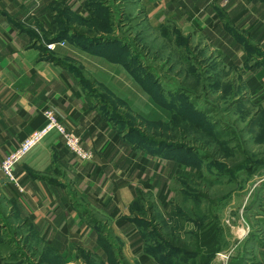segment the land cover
<instances>
[{
    "label": "crops",
    "instance_id": "crops-1",
    "mask_svg": "<svg viewBox=\"0 0 264 264\" xmlns=\"http://www.w3.org/2000/svg\"><path fill=\"white\" fill-rule=\"evenodd\" d=\"M113 2L114 9L108 0H0V264H11L13 240L5 231H31L26 241L42 247L30 252L37 264H160L154 254L160 249L147 238L171 228L181 214L187 216L178 234L197 237L201 264H264V177L227 181L236 184L232 195L215 211L207 212L204 204L206 219L196 226L178 206L181 193L206 199L205 192L192 188L200 172L195 151L133 141L102 112L110 105L97 97L103 90L137 119L155 125L172 124L181 105L180 92L166 94L157 80L137 77L128 62L131 50L114 37L117 12L123 20L143 21L159 33L158 41L181 36L189 47L201 43L207 52L208 45L231 66L240 60L245 69L259 71L264 63H246L264 62L251 51L264 50V0ZM101 9L110 24L99 23ZM64 13L67 20L60 17ZM58 22L67 30L60 36L67 44L47 51L40 38L55 39ZM147 33L141 31L139 38ZM141 70L151 73L148 67ZM48 110L84 141L94 159L75 158L53 133L15 167L19 190L4 181L2 162L45 126ZM211 175L210 184H226Z\"/></svg>",
    "mask_w": 264,
    "mask_h": 264
},
{
    "label": "rangeland",
    "instance_id": "rangeland-1",
    "mask_svg": "<svg viewBox=\"0 0 264 264\" xmlns=\"http://www.w3.org/2000/svg\"><path fill=\"white\" fill-rule=\"evenodd\" d=\"M108 1L114 9L113 0ZM98 5L100 4L95 6ZM119 7L117 6V11L120 10ZM106 13L102 9L98 13L101 26L109 23L104 18ZM121 14L117 12L114 17V24L116 22L114 37L122 44L125 43L131 50L133 59L129 58L128 62L136 68L137 77L144 82L157 80L166 94L169 90L180 92L182 96H188L194 104L188 105L187 97L178 95V103L181 105L175 112L172 124H148L137 119L103 90H99L97 97L101 98L105 105H110L109 108L105 106L101 110L113 118L121 130L128 132L129 138L133 141H140L150 147L178 146L195 151L193 159L196 160L195 163L200 172L196 177L197 183H194L192 188L205 192L206 199L199 197L195 201L187 199L181 193L178 196V206L196 221V226H200L206 219L204 204H206L207 212L209 208L215 211L220 200L228 195L231 196L232 191L236 189L235 183L227 181L240 179L243 183H247L256 182L264 177V70L249 71L243 67L244 61L241 63L240 60H236V63L231 66L229 60L224 61L218 57L216 50L210 49L208 45L207 52L206 46L201 43L189 47L187 40L181 36L172 39L162 38L167 41H158L157 37L161 39L159 33H151L143 21L138 23L129 18L123 20ZM60 17L67 20L65 13ZM94 24L99 29L98 21ZM140 24L142 27L139 26ZM143 30L148 31V35L139 38ZM55 31L60 33L54 37L55 39L62 36L61 33L67 32L59 22L55 26ZM85 31L94 33L86 25ZM168 35H172L170 30ZM40 40L43 42L42 47L48 51L47 46L51 43L46 42V35H42ZM52 41L54 39L50 40ZM251 51L264 56V50L257 52L251 49ZM260 63L264 62L249 61L246 66L255 67ZM143 66L148 67L151 72L149 75L142 74ZM146 85L151 89L150 83ZM211 174H214L216 178L222 177L226 184L223 182V185L210 184L209 179L214 180ZM198 199L202 201L201 205H198ZM209 200L215 204L209 205ZM184 216L187 215L181 214L174 224L172 223L171 228L157 231L158 235L147 238L152 247L157 246L160 249L154 251V254L162 264H201L198 258L196 236L191 235L182 239L178 234L186 222ZM234 228L236 232L237 226ZM172 229L178 231H171ZM29 232L31 233V231L3 233L12 236L13 242L10 243L12 248L10 254H7L11 264H37L38 260L33 259L32 255L42 247L35 240L26 241L25 236ZM240 233L238 231V234ZM235 235L234 237L238 236L236 233ZM33 242H35L34 250ZM27 244L28 249L25 248ZM169 246L181 250L183 256L180 254L168 260L169 253H172L168 250ZM27 252L32 253V255L30 253V260L26 255Z\"/></svg>",
    "mask_w": 264,
    "mask_h": 264
},
{
    "label": "built area",
    "instance_id": "built-area-1",
    "mask_svg": "<svg viewBox=\"0 0 264 264\" xmlns=\"http://www.w3.org/2000/svg\"><path fill=\"white\" fill-rule=\"evenodd\" d=\"M66 41L51 43L47 46L48 50L55 51L57 47L66 46ZM47 122L45 126L32 133L20 146L2 162L1 171L4 175V181L13 184L19 190L20 184L15 175V167L37 146H39L49 135L55 133L58 135L62 144L72 153V155L82 161H92L94 159L93 151L89 150L84 141L73 131L69 130L60 121L54 110L45 112Z\"/></svg>",
    "mask_w": 264,
    "mask_h": 264
},
{
    "label": "trees",
    "instance_id": "trees-1",
    "mask_svg": "<svg viewBox=\"0 0 264 264\" xmlns=\"http://www.w3.org/2000/svg\"><path fill=\"white\" fill-rule=\"evenodd\" d=\"M62 39H61V37H57L56 39H54V41H52V43H57V42H59V41H61ZM49 43H51L50 41H49ZM160 147V146H159ZM176 147H178V146H176ZM178 148H180V149H183L182 147H178ZM196 243H197V237H196ZM170 247V246H169ZM197 249H198V246H197ZM168 250H170V251H172V252H175V253H179V254H181L182 255V253L180 252V251H176L177 249L176 248H173L172 246L170 247V249H168ZM171 253V252H170ZM183 256V255H182ZM169 257V256H168ZM167 257V259L169 260V258ZM160 264H162V263H160Z\"/></svg>",
    "mask_w": 264,
    "mask_h": 264
}]
</instances>
